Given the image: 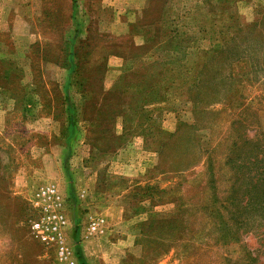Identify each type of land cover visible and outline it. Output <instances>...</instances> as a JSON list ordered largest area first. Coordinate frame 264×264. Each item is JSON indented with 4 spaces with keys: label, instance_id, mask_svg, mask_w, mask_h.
Wrapping results in <instances>:
<instances>
[{
    "label": "rangeland",
    "instance_id": "rangeland-1",
    "mask_svg": "<svg viewBox=\"0 0 264 264\" xmlns=\"http://www.w3.org/2000/svg\"><path fill=\"white\" fill-rule=\"evenodd\" d=\"M217 1L0 0V264H55L29 228V201L47 186L75 264L84 263L73 237L86 236L97 257L88 264L104 254L115 264H264V221L226 211V190L243 177L225 164L236 124L264 133V1ZM182 25L199 44L190 66L210 35L238 26L244 52L223 65L227 78L211 81L215 59L158 103L151 90L163 74L142 68ZM91 218L103 219L95 233Z\"/></svg>",
    "mask_w": 264,
    "mask_h": 264
},
{
    "label": "trees",
    "instance_id": "trees-1",
    "mask_svg": "<svg viewBox=\"0 0 264 264\" xmlns=\"http://www.w3.org/2000/svg\"><path fill=\"white\" fill-rule=\"evenodd\" d=\"M200 1H202L206 7L211 6V5H206L207 4L206 0H200ZM217 2H221L222 6L224 7L225 3H227L228 0H220ZM191 19L195 21L194 17H192ZM172 20L174 22L176 19L174 18ZM198 20L200 19L198 18ZM182 26L183 27L181 28V30L178 29L179 27L178 28L176 27L175 29L174 28L169 29V32L167 34L168 36L167 39L164 40L162 44L160 43L161 45H159L158 47L159 50L160 49L164 50V53L157 54L153 63L149 64V66H144L142 68L149 71H153V69L158 70L159 71L158 75L156 73L157 77L159 76V74L160 75L163 74L161 78L162 82L160 83V85L151 90V94L157 95L158 103L164 101L163 96L169 90L174 88L184 87L185 81L183 80L184 78L181 77V75L184 72L188 73L192 71V68L196 67L197 70L195 71V73L198 74L201 68L205 67L206 63L208 64L209 62H213V60L215 61V59L223 58L221 62L216 61V65L214 63L215 73L211 81L217 82V81H221L224 78H227L226 73L222 75V73L224 72L223 65L227 64V67H229V65L235 64L234 60H236V58L240 59L242 56L241 53L244 52V50L242 51L241 49H239L240 50L239 51L237 49V46L240 44V42L238 43L234 42V37H236L237 35H240V37H242L241 36L242 29L238 26V28L232 31L233 35L229 38H226L224 35H220V36L210 35L213 36V38H211L213 42L210 43V45L207 47L206 50L203 49H201V51L199 50L198 61L192 66H190L188 63L189 50L197 49L199 44L197 42L196 45H193L190 42L192 36L187 35L186 34L187 29H185L186 27L184 25ZM209 27L211 28V26ZM213 29H215L216 31L217 27ZM220 32L221 31L219 30L218 33ZM205 33L208 34L209 31H206ZM154 37L156 38V35ZM154 37H152V39H154ZM229 44L232 45H230L229 47ZM232 67L233 66H230V68ZM259 71L261 72L260 69ZM169 74L173 76L169 78ZM123 81L127 88L129 87L135 88V86L139 85L138 82L129 83L126 82L125 79ZM83 83L84 82H81L79 83V85L82 86ZM139 89L141 91L143 90V88H139ZM113 91H115V89L112 90L111 92H108L107 94H111ZM121 93L123 94V91H121ZM143 95L138 96L140 97L139 98L140 101L142 99L141 96ZM128 96L130 99L135 98L132 94H129ZM115 102H116L115 103L116 107H120V105L122 104L121 98L115 99ZM142 102H148V101L146 99H143ZM130 104L131 103H129V105ZM212 104H217V103L214 101L210 103V105ZM143 106L144 105H142V107ZM241 126H242L241 124L240 125L236 124V126H234L233 128L234 129L232 135L233 142L231 146L233 147L232 151H234V154L231 157H226L225 164L227 166L230 165V168L235 173L239 172V174L242 175L243 180L232 181V185L229 187V189L226 190V194L232 192L233 195L226 197V200L229 201V207H226V211L228 212V215L231 217L230 215L231 208L235 206H239V208L241 209V211L239 210L240 213H243L242 210L243 211H245L246 209L252 210V213L249 216L251 221H254L257 217L261 218L264 221V133H261L259 137L258 136L251 137L248 136L245 131H240ZM210 182L212 183V181ZM239 192H242V197L240 198L242 203L237 204V200H235L236 198L234 196ZM221 206L223 205H220V207ZM233 214L235 215L234 212ZM243 215H239V216L242 217L243 220H245Z\"/></svg>",
    "mask_w": 264,
    "mask_h": 264
},
{
    "label": "built area",
    "instance_id": "built-area-1",
    "mask_svg": "<svg viewBox=\"0 0 264 264\" xmlns=\"http://www.w3.org/2000/svg\"><path fill=\"white\" fill-rule=\"evenodd\" d=\"M29 205L32 209L29 228L33 238L44 248L54 252L55 264H75L74 253L65 234L69 221L62 211V203L54 187L40 189L37 199L29 201ZM102 223V218H91L87 229L90 233H95Z\"/></svg>",
    "mask_w": 264,
    "mask_h": 264
},
{
    "label": "crops",
    "instance_id": "crops-1",
    "mask_svg": "<svg viewBox=\"0 0 264 264\" xmlns=\"http://www.w3.org/2000/svg\"><path fill=\"white\" fill-rule=\"evenodd\" d=\"M263 1H264V0H263ZM8 15H9V13L6 14V16H8ZM2 16L5 17L3 14H2ZM141 44H145V41H142ZM141 44H140V45H141ZM112 57H116V56H115V55H112ZM118 57H120V56H118ZM120 58L123 59V57H120ZM124 63H125V62L122 60V64H124ZM122 64H121V65H122ZM125 64H126V63H125ZM118 66H119V65H118ZM123 66H124V65H123ZM121 68H123V67L121 66ZM0 89H4V88H3L2 86H0ZM167 214H168V213H167ZM168 216H169V215H168ZM85 238H88V237H87V236L84 237V238L82 239V241L79 242L76 238L73 237V239L76 240V243H77V244H76V247H77V250L80 251V255H81V259L83 260V263H84V264H88V262H87V260H86V257H88V256H87L88 253H87V251H86V248L88 247V245H90V243H92V241H91V239H89V238L85 240ZM119 244H121L120 241L117 242L116 244H112V246H119ZM84 249H85V250H84ZM122 249H123V247H122ZM112 250H113V249H112ZM96 254H98V253L95 252V255H96ZM92 256H93V255H92ZM103 257H104V259H105V261H103L104 264H115L114 259H109V258H111L110 254H108V255H107V254H106V255L104 254ZM94 258H95V259H92V257H88L89 260H94V261H95V260L97 259V257H94ZM96 264H97V263H96Z\"/></svg>",
    "mask_w": 264,
    "mask_h": 264
}]
</instances>
